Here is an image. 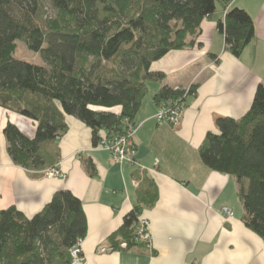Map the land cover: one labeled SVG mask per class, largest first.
I'll return each instance as SVG.
<instances>
[{
    "label": "trees",
    "instance_id": "1",
    "mask_svg": "<svg viewBox=\"0 0 264 264\" xmlns=\"http://www.w3.org/2000/svg\"><path fill=\"white\" fill-rule=\"evenodd\" d=\"M45 1L66 17L68 27L42 26ZM231 1L0 0V107L35 126L29 137L6 122L3 134L12 162L27 170L50 169L41 145L66 132L65 115L91 129L93 145L103 136L134 130L148 83L166 78L151 64L191 45L218 5L223 14L217 28L225 49L240 56L254 36V23L246 10L230 7ZM18 42L38 53L42 64L17 58ZM196 88L163 85L152 100L157 108L166 104L182 112ZM215 125L217 131L207 132L198 148L199 158L209 169L236 179L242 221L264 242V84L257 85L244 115L218 117ZM156 198L153 189L139 193L110 236L111 248H148L137 226L143 207ZM86 227L82 203L68 189L56 191L31 217L14 206L0 209V264H71L69 250L85 237Z\"/></svg>",
    "mask_w": 264,
    "mask_h": 264
},
{
    "label": "crops",
    "instance_id": "2",
    "mask_svg": "<svg viewBox=\"0 0 264 264\" xmlns=\"http://www.w3.org/2000/svg\"><path fill=\"white\" fill-rule=\"evenodd\" d=\"M229 6L246 10L254 23V36L240 56L225 49L217 28L223 14L219 5L217 15L216 10L203 20L191 45L151 64L152 71L166 78L153 82L134 120L138 165L113 160L99 143L93 145L91 129L68 115L66 132L41 145L45 168L59 170L62 177L15 165L3 134L6 122L29 137L35 126L0 107V209L14 206L31 217L56 191L70 190L80 199L86 219L85 264H264L263 240L242 221L236 179L209 169L198 154L206 133L217 131L215 120L244 115L257 85L264 83V0H232ZM163 85L197 86L196 94L186 97L177 124H157L154 118L157 104L152 98ZM146 188L157 194L139 217L148 222L150 245L111 248L110 236ZM225 206L231 215L223 212ZM101 247L111 250L100 252Z\"/></svg>",
    "mask_w": 264,
    "mask_h": 264
},
{
    "label": "built area",
    "instance_id": "3",
    "mask_svg": "<svg viewBox=\"0 0 264 264\" xmlns=\"http://www.w3.org/2000/svg\"><path fill=\"white\" fill-rule=\"evenodd\" d=\"M181 110L174 107L167 106L166 104H160L157 108L155 118L159 123H171L177 124L180 119ZM134 130L128 131L122 135H112L110 137L103 136L100 140L99 145L110 152L113 160L126 163L127 165L134 166L138 165L136 160V147L132 140ZM46 175L48 177L60 176L62 177L59 170L55 168L47 169ZM223 212L228 216L231 215L232 211L228 207L222 208ZM148 222L145 219L139 218L137 226V234L139 239L150 245L151 235L147 229ZM82 239H78L77 242L70 248L71 264H85V258L83 254ZM126 244L122 243L121 247H125ZM111 248L101 247L100 252H108Z\"/></svg>",
    "mask_w": 264,
    "mask_h": 264
},
{
    "label": "rangeland",
    "instance_id": "4",
    "mask_svg": "<svg viewBox=\"0 0 264 264\" xmlns=\"http://www.w3.org/2000/svg\"><path fill=\"white\" fill-rule=\"evenodd\" d=\"M218 9H219V5L217 6V12L215 13L216 15L219 12ZM216 15L214 16V18H216ZM41 24L44 28H46V30L51 29V28H55V26L57 28L68 27L66 17L63 16L62 14H59L56 10H54L47 1L44 2V13L42 15ZM15 56L19 59H22V60L30 61V62L37 63V64H42V59L40 58V55L38 53H34V52L28 50L23 42H18V46H17V50L15 52ZM154 84H156V83L149 82V84H148L149 90L147 92V96H149L151 94V91H152ZM143 103L148 104V103H146V101H144Z\"/></svg>",
    "mask_w": 264,
    "mask_h": 264
}]
</instances>
